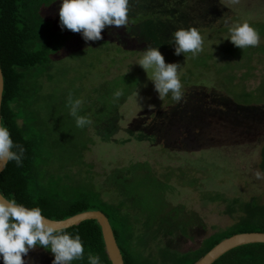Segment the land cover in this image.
Wrapping results in <instances>:
<instances>
[{"label":"rangeland","instance_id":"obj_1","mask_svg":"<svg viewBox=\"0 0 264 264\" xmlns=\"http://www.w3.org/2000/svg\"><path fill=\"white\" fill-rule=\"evenodd\" d=\"M128 7V20L146 19L124 26V32L121 27L105 28L113 40L108 46L67 33L54 38V44L70 38L71 45L40 87L45 95L42 125L54 143L47 148L56 153L66 147L86 148V165L76 164L77 155L63 159L65 164L53 159L49 167L59 168L62 175L83 169L106 200L124 201L142 211L137 242L146 252L162 243L184 253L238 220V214L225 213V203L209 200L208 193L264 200V180L255 178L261 171L264 106L236 104L225 86H219L217 69L197 67L189 57L177 56L171 39L175 31L195 27L203 39L201 53L212 54L217 65L233 61L224 49L232 44L230 27L264 22V0H129ZM149 47L171 55L166 63L180 65L181 102L160 99L151 80L153 70L147 73L138 64ZM261 47L264 37L245 80L250 88L264 80ZM189 76L191 81L184 79ZM117 91L122 93L119 98ZM69 96L82 101L79 114L91 120L83 129L70 115ZM25 260L52 264L54 255L37 247Z\"/></svg>","mask_w":264,"mask_h":264},{"label":"trees","instance_id":"obj_2","mask_svg":"<svg viewBox=\"0 0 264 264\" xmlns=\"http://www.w3.org/2000/svg\"><path fill=\"white\" fill-rule=\"evenodd\" d=\"M58 4V0H0V65L4 76L1 119L9 129L14 144L25 149L22 166H17L15 161L8 162L0 174V191L3 196L29 208L39 207L42 215L53 220L67 219L89 210L102 211L110 221L125 264H196L228 237L238 233L264 232V200L260 197L245 200L221 193H208L209 200L225 203V213L239 215L233 225L206 237L200 247L192 251L183 253L158 243L155 249L146 252L137 242V233L144 215L142 211L124 201L106 200L103 190L97 187L94 180L83 176V169L73 175H62L59 168L49 167L53 159L61 164L63 159L70 160L73 157L74 160L77 155L76 164L81 167L86 165V148L76 151L66 147L57 153L49 150V146L54 143L49 140L51 135L42 125L41 100L45 99V95L41 94L40 87L46 81L45 76L54 67L55 60L62 59L71 45L70 38L58 44H54V38L62 33L83 37L82 33L61 29L60 17L55 13ZM145 19L133 16L129 18L127 25H138ZM247 23L260 37H264V22ZM121 28L120 31L124 32L125 28ZM106 32V29L102 31L100 43L108 46L113 40ZM224 49L235 60L217 65L213 61V55L206 52H200L196 56L191 53L186 56L181 54L180 57H189L197 67L216 68L219 86H225V92L236 104L264 106V80L255 88H250L245 83L250 77L254 51L257 49L248 47L243 50L233 44ZM261 49L264 50V47ZM118 50H121L120 45ZM163 55L166 61H172L171 55ZM254 68L253 65V70ZM240 70L243 71L239 76L237 72ZM184 79L191 81L190 76ZM168 98L170 103H177L171 99V94ZM259 167L264 172V143ZM66 230L73 237L78 233L85 249L84 259L73 261L72 264H88L90 252L100 257L101 264H112L102 227L97 220H85ZM213 264H264V243L237 246Z\"/></svg>","mask_w":264,"mask_h":264},{"label":"clouds","instance_id":"obj_3","mask_svg":"<svg viewBox=\"0 0 264 264\" xmlns=\"http://www.w3.org/2000/svg\"><path fill=\"white\" fill-rule=\"evenodd\" d=\"M238 2V0H233ZM129 0H61L59 10L60 27L75 33H82L85 42L101 40L102 31L108 27H124L128 23ZM228 39L240 49L257 47L259 33L247 22L235 24L229 29ZM171 42L177 56L191 53L193 56L203 51L201 33L195 28L174 32ZM138 64L146 70H153L151 80L160 99L171 94L177 103L183 99L182 82L178 76L179 64L166 63L159 47H149ZM122 95L120 91L115 97ZM82 101L68 99L70 115L78 128H85L91 120L80 115ZM15 149V150H14ZM25 149L14 144L9 129L0 121V162L15 161L22 166ZM257 180H264V172H255ZM37 247H43L54 255L52 264H72L84 259V245L80 235L73 237L65 228L57 227L49 221L39 207L29 208L14 199L0 195V261L3 264H26L25 257ZM88 264H101L100 257L91 252Z\"/></svg>","mask_w":264,"mask_h":264},{"label":"water","instance_id":"obj_4","mask_svg":"<svg viewBox=\"0 0 264 264\" xmlns=\"http://www.w3.org/2000/svg\"><path fill=\"white\" fill-rule=\"evenodd\" d=\"M4 92V76L0 65V121L1 119V107ZM8 162H0V174L4 171ZM0 195L3 194L0 191ZM4 197V196H3ZM5 198V197H4ZM6 199V198H5ZM47 218V217H46ZM49 221L56 222L57 227L69 228L77 225L82 221L94 219L99 222L102 227L104 241L106 244L108 255L112 261V264H125L121 249L116 241L112 226L108 217L100 210H89L78 213L72 217L63 220H53L47 218ZM250 243H264V232H247L238 233L231 237H228L213 247L207 254H205L196 264H213L223 254L231 249Z\"/></svg>","mask_w":264,"mask_h":264}]
</instances>
